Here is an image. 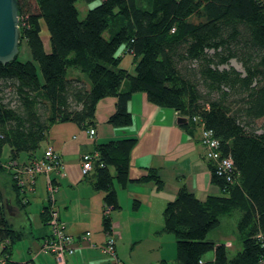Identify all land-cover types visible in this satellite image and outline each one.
Instances as JSON below:
<instances>
[{"label":"trees","instance_id":"16d2710c","mask_svg":"<svg viewBox=\"0 0 264 264\" xmlns=\"http://www.w3.org/2000/svg\"><path fill=\"white\" fill-rule=\"evenodd\" d=\"M77 1L96 5L79 19ZM30 3L17 0L19 44L25 41L32 60L17 55L0 63V155L7 145L6 161L21 153L36 159L53 123L92 128L96 105L108 96L116 99L108 123L129 126L128 101L143 92L150 103L187 118L183 128L212 130L221 155L232 160L231 182L216 175L210 161L219 196L200 201L180 188L165 206L163 231L175 238L174 264H264V0H147L145 7L139 0H33L29 10ZM120 48L133 57V73L121 68ZM231 59L243 71L229 66ZM71 69L87 77L88 89L67 77ZM135 143L124 138L96 147L92 184L104 193V209L118 207L113 180L126 186ZM1 165L0 157V173ZM139 181L162 185L152 171ZM235 210L241 249L229 257L224 244L206 236ZM103 225L110 230L108 215ZM19 237L0 192V264H32L10 259ZM209 251L213 260L203 261Z\"/></svg>","mask_w":264,"mask_h":264},{"label":"crops","instance_id":"0c3cea01","mask_svg":"<svg viewBox=\"0 0 264 264\" xmlns=\"http://www.w3.org/2000/svg\"><path fill=\"white\" fill-rule=\"evenodd\" d=\"M42 42L45 51L49 52L45 27L42 28ZM118 54L122 56L121 68L133 73V57L123 54L122 48ZM67 77L79 79L89 88L87 77L78 70H68ZM125 87L123 83L121 88ZM115 102L112 96L98 101L91 137L87 128L73 122H55L49 127L34 157H42L48 146L59 156V167L49 174L56 189L50 199L42 176L36 177L32 187L17 196L10 178L14 170L3 167L0 178L5 177V181L0 180L1 200L9 223L20 234L12 246V254L13 251L15 254L14 258L10 256L12 261L55 264L54 257L42 249L43 241L50 233L45 209L51 203L64 230L74 238L75 251L65 257V264H113L103 251L109 234L115 236V254L123 264H174L175 238L163 231V211L167 203L176 198L180 188L194 194L200 201L221 194L219 187L210 180L211 162L200 146L198 127L183 128L177 124L178 116L173 109L150 103L143 92L133 93L128 101L131 124L114 127L108 123V118L114 112ZM124 138L136 139L129 156L128 182L121 187L113 180L118 207L108 212L110 230H105L104 193L92 184L95 164L83 175L82 156L95 152L100 144ZM14 162L21 166L29 161L26 154L21 153ZM110 171L113 173L112 168ZM149 171L156 173L161 187L153 181H139ZM232 213H238L236 229L240 212ZM86 232L90 233L88 241L81 239ZM223 239L219 237L215 243L219 244ZM224 242L226 250L232 249L235 243L234 240ZM213 258L214 255L209 259L202 257L203 261Z\"/></svg>","mask_w":264,"mask_h":264},{"label":"built area","instance_id":"2783aa9c","mask_svg":"<svg viewBox=\"0 0 264 264\" xmlns=\"http://www.w3.org/2000/svg\"><path fill=\"white\" fill-rule=\"evenodd\" d=\"M195 121L196 118H193ZM200 132L199 142L202 147L206 159L212 162L213 170L216 175L225 177L227 182H231L232 160L229 156H222L219 151V140L214 137L212 130L206 129L203 124L197 126ZM89 137L94 135V129L87 130ZM99 160V154L95 151L93 153L85 154L82 156L81 173L86 175L92 170L95 162ZM59 156L54 152L53 148L48 146L40 158L31 160L21 166L14 161L2 162V167L8 170H14L11 173V178L20 192H25L32 187L34 180L38 176L45 178L47 197L50 199L55 192V187L49 178L50 172L59 167ZM102 166V163H99ZM46 223L50 229L49 235L43 241L42 249L50 253L54 259L55 264H65V257L71 255L75 251L74 238L69 235L63 228L59 220V216L55 207L49 203L46 207ZM109 208L103 210V216L108 215ZM90 233L86 232L81 239L88 241ZM104 253L112 260L113 264H123L117 259L115 254V236L109 234L106 237L104 246ZM1 259V258H0ZM0 262H3L0 260ZM201 263V262H199Z\"/></svg>","mask_w":264,"mask_h":264},{"label":"rangeland","instance_id":"374dc122","mask_svg":"<svg viewBox=\"0 0 264 264\" xmlns=\"http://www.w3.org/2000/svg\"><path fill=\"white\" fill-rule=\"evenodd\" d=\"M31 3L29 5L30 9L29 10H32L33 9V0H30ZM146 2L147 0H139V3L145 7L146 6ZM96 4L95 2L94 3H85L83 1H77L75 3V6L78 10V13H79V19H82L84 18V16L86 15L87 11L89 9H91L92 7H94ZM44 26L41 27V30ZM41 36H42V31H41ZM19 52H18V58L19 60H22V61H27V60H32L31 59V54H30V51H29V48L28 46L26 45L25 41H22L20 44H19ZM229 66L231 67H234L236 70H239V71H243L242 70V67L240 65L239 62H237L236 60L234 59H231L229 61ZM229 66H222L221 68H226V67H229ZM7 154H8V146L5 145L3 146L2 148V152H1V161H6L7 159ZM3 179V180H2ZM0 180H2L3 182L5 181V177H1ZM233 212H238V211H233ZM238 217V213H232V214H228V215H224L222 217H220V225H218L217 227L213 228L212 230H210L206 236V239L209 240V241H218L217 239L219 237H226V239L221 242H218L220 244H224L226 240H231L233 241L234 240V246L232 249H227V254L229 256H232L234 255L235 253H237L240 249H241V241L240 239L238 238V235L236 233V229H235V222H236V219ZM170 234L169 236H172L171 233H168ZM12 257L14 258L15 257V254H14V251H13V254H11ZM213 255V252L212 251H209L207 253L204 254L203 258L204 259H209L211 256Z\"/></svg>","mask_w":264,"mask_h":264},{"label":"water","instance_id":"95a60500","mask_svg":"<svg viewBox=\"0 0 264 264\" xmlns=\"http://www.w3.org/2000/svg\"><path fill=\"white\" fill-rule=\"evenodd\" d=\"M20 31L18 26L17 0H0V63L6 64L18 55ZM177 124L187 123V118L178 116ZM9 211V205L6 204Z\"/></svg>","mask_w":264,"mask_h":264}]
</instances>
